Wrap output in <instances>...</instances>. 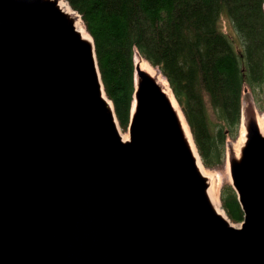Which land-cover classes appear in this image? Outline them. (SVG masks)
I'll return each instance as SVG.
<instances>
[{
    "label": "water",
    "instance_id": "1",
    "mask_svg": "<svg viewBox=\"0 0 264 264\" xmlns=\"http://www.w3.org/2000/svg\"><path fill=\"white\" fill-rule=\"evenodd\" d=\"M74 24L54 0H0V264H264L257 121L229 162L234 225L170 98L135 63L123 140Z\"/></svg>",
    "mask_w": 264,
    "mask_h": 264
},
{
    "label": "trees",
    "instance_id": "2",
    "mask_svg": "<svg viewBox=\"0 0 264 264\" xmlns=\"http://www.w3.org/2000/svg\"><path fill=\"white\" fill-rule=\"evenodd\" d=\"M64 1L93 40L121 132L129 125L137 53L167 81L203 166L219 170L226 142L238 135L244 96L264 90V0ZM220 204L231 223L243 221L228 181Z\"/></svg>",
    "mask_w": 264,
    "mask_h": 264
},
{
    "label": "bare ground",
    "instance_id": "3",
    "mask_svg": "<svg viewBox=\"0 0 264 264\" xmlns=\"http://www.w3.org/2000/svg\"><path fill=\"white\" fill-rule=\"evenodd\" d=\"M54 1H57V4L58 6L60 7V9L62 11H64L66 14H68L69 16H72L75 18V28L76 30L79 32V34L81 35V37L85 40H87L88 42L91 43V37L90 35L86 32L84 26H83V23L81 21V19L77 16L76 13L72 12L71 8L69 7V5L67 4V2H65L64 0H54ZM134 61H135V64L136 66L141 69V70H144L146 72H148L149 74L155 76L157 78V81L158 83L163 87V90L165 91V93L167 94V96L170 98L171 100V104L173 105V108L175 109V111L177 112V115L179 117V120L181 122V127H182V130H183V133H184V136L191 148V151H192V154L195 158V162H196V166L197 168L199 169L200 173L210 179L211 181L213 180V178L206 172V170L204 169L202 163H201V160L198 156V153H197V150L195 148V145H194V142L192 140V136H191V133L189 131V128L184 120V117L176 103V101L174 100V97L166 83V80L149 64L147 63L145 60L141 59L138 55H135V58H134ZM103 97L105 98V100L107 101V103L110 105V102L109 100L106 98V96L104 95L103 93ZM257 124H258V127H259V130L260 132L262 133L264 131V120H260L258 118L257 120ZM126 137L123 136V140L125 139ZM241 140H245V131L244 129L242 130V136H241ZM244 142V141H243ZM237 153L238 151L236 152V156H237ZM214 189H213V186L211 185V182H209V188L207 190V194H208V197H209V200L213 206V208L215 209V211L220 214L223 218H225L226 220H228L225 212L222 210L221 208V205H220V202L217 201L216 197L214 196Z\"/></svg>",
    "mask_w": 264,
    "mask_h": 264
},
{
    "label": "rangeland",
    "instance_id": "4",
    "mask_svg": "<svg viewBox=\"0 0 264 264\" xmlns=\"http://www.w3.org/2000/svg\"><path fill=\"white\" fill-rule=\"evenodd\" d=\"M225 27L226 30H229L227 24L225 25ZM262 106H264V90L255 95L246 94L244 96L241 104V120L238 129V135L236 139H229L226 142L223 165L219 170H210V169H206L203 166L206 172L213 178L212 181L207 178V181L208 183L211 182V185L213 186L214 189L213 194L218 202H220V193L223 182L228 181L230 184L229 162L240 156V150L244 145L245 140H243L244 142L241 140L242 130L244 129L245 131L246 123L249 119H255L257 121L259 118L260 120H264V110L261 111ZM121 134L122 136L126 137L125 139H128L127 132ZM261 134L264 135V131ZM237 151L238 153L236 156L235 154Z\"/></svg>",
    "mask_w": 264,
    "mask_h": 264
}]
</instances>
